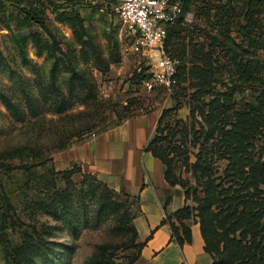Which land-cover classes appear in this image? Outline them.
<instances>
[{
	"label": "trees",
	"instance_id": "obj_1",
	"mask_svg": "<svg viewBox=\"0 0 264 264\" xmlns=\"http://www.w3.org/2000/svg\"><path fill=\"white\" fill-rule=\"evenodd\" d=\"M39 1H10L17 10V27L36 24L46 30ZM178 1L182 15L168 32L164 45L167 54L175 58L179 51L177 41L186 32L184 19L188 13L201 16L211 31L206 35V48L202 44L190 46L189 40L186 49L190 59L185 61L183 57L187 55L183 52L175 76L176 108L161 111L146 148L165 166L167 184L179 186L184 192L183 208L166 216L163 223L169 225L179 246L191 243V227L197 225L212 264H264V0ZM55 12L78 41L86 44L89 36L72 1L58 0ZM49 53L53 57L57 53L65 55L57 45ZM54 74L53 69L52 78ZM224 77L226 82H220ZM136 79L142 85L146 76L137 74ZM245 92L249 93L248 101L242 99L245 95L239 98ZM181 103L188 109L185 119L176 116ZM4 104L16 122L25 118L19 105L6 101ZM220 163L224 164L222 170ZM37 167L32 164L4 168L0 164L7 174L15 171L26 176ZM80 172L77 168L56 175L69 180ZM20 189L27 194L30 186L24 182ZM62 200L60 213L52 203L41 201L35 205L54 219L61 217L74 231V202L68 196ZM1 211L3 264H67L70 250L50 240L54 237L52 226L40 231L22 222L11 199L4 194ZM31 212L35 213V209ZM134 217L127 230L133 234L137 253L127 264L137 260L144 246L136 242ZM14 235L17 240L10 239Z\"/></svg>",
	"mask_w": 264,
	"mask_h": 264
},
{
	"label": "rangeland",
	"instance_id": "obj_2",
	"mask_svg": "<svg viewBox=\"0 0 264 264\" xmlns=\"http://www.w3.org/2000/svg\"><path fill=\"white\" fill-rule=\"evenodd\" d=\"M10 1H0V164L4 168L39 167L31 169L28 176L15 171L7 174L0 168V215L4 194L22 222L40 231L52 226L54 237L50 240L70 250L67 264H127L137 253L133 234L127 230L131 217L137 214V200L114 192L94 175L82 173L77 164L69 162L67 152L125 118L176 108L173 94L177 88L169 96L163 89L148 91L138 83L137 74L148 78L149 62L132 53L113 12L77 2L89 36L86 44H81L73 30L57 19L58 0L38 3L46 30L36 24L17 27V10ZM186 18V32L177 41L178 66L183 52L187 55L189 40L190 46L205 47L211 31L198 14L188 13ZM53 45L65 55L53 57L49 53ZM183 58L190 59L189 55ZM226 80L220 78V82ZM239 98L248 101L249 93ZM5 101L19 105L25 117L21 122L11 117ZM187 115V106L181 103L176 116L185 119ZM41 162L44 165H39ZM223 166L220 163V170ZM77 168L81 172L69 180L56 175ZM24 182L30 186L27 194L20 191ZM66 196L74 202V231L61 217L54 219L35 205L52 203L60 213L64 203L60 198ZM10 239L17 240V235ZM3 262L0 246V264Z\"/></svg>",
	"mask_w": 264,
	"mask_h": 264
},
{
	"label": "crops",
	"instance_id": "obj_3",
	"mask_svg": "<svg viewBox=\"0 0 264 264\" xmlns=\"http://www.w3.org/2000/svg\"><path fill=\"white\" fill-rule=\"evenodd\" d=\"M162 110L123 119L92 135L67 152L69 162L91 174L116 193L137 200L132 224L137 243H144L132 264H212L203 249L199 228L191 230L190 244L179 246L172 238L166 216L185 205L184 192L164 179L165 166L146 150Z\"/></svg>",
	"mask_w": 264,
	"mask_h": 264
},
{
	"label": "built area",
	"instance_id": "obj_4",
	"mask_svg": "<svg viewBox=\"0 0 264 264\" xmlns=\"http://www.w3.org/2000/svg\"><path fill=\"white\" fill-rule=\"evenodd\" d=\"M113 12L129 39L132 53L149 62V76L142 85L148 91L161 88L170 96L176 87L178 62L164 50L170 28L180 19L178 0H70ZM186 22L189 20L184 19ZM156 52V56L152 53Z\"/></svg>",
	"mask_w": 264,
	"mask_h": 264
}]
</instances>
